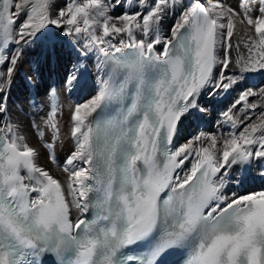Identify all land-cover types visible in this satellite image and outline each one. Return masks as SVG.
Here are the masks:
<instances>
[{
    "label": "snow or ice",
    "instance_id": "obj_1",
    "mask_svg": "<svg viewBox=\"0 0 264 264\" xmlns=\"http://www.w3.org/2000/svg\"><path fill=\"white\" fill-rule=\"evenodd\" d=\"M234 3L0 0V264H47L49 255L54 264H171L173 256L176 264H264V189L247 187L253 172L264 180V84L244 86L264 76V0ZM124 5L133 10L113 14ZM237 21L254 34L247 56L233 60ZM43 42L52 56L70 46L76 55L62 83L85 95L71 109L75 147L63 182L38 164L7 105L22 55L13 45ZM92 53L103 57L98 84L81 59ZM233 91L222 116L238 132H198L173 146L183 125L208 111L201 95ZM58 114L50 89L42 125L32 127L53 163Z\"/></svg>",
    "mask_w": 264,
    "mask_h": 264
},
{
    "label": "bare ground",
    "instance_id": "obj_2",
    "mask_svg": "<svg viewBox=\"0 0 264 264\" xmlns=\"http://www.w3.org/2000/svg\"><path fill=\"white\" fill-rule=\"evenodd\" d=\"M86 2V1H85ZM107 2V0H106ZM185 3L188 0H184ZM206 4L212 3L213 0H204ZM226 6H232L226 3V0H223ZM65 3H72V0H64L62 3L57 4L59 7H64ZM233 7V6H232ZM114 14V13H113ZM179 14L177 10L176 15ZM114 15H120L116 13ZM175 22V16H169L163 25V31L165 33L168 32L171 24ZM236 33H235V43L233 47H231V57L233 60L238 59L241 56H247V49L245 47V42L248 40V37L253 35L254 33L246 24L236 23ZM139 36V33H137ZM83 36V34H82ZM120 37H117L116 40L118 41ZM81 41L85 42L84 39ZM81 42V43H83ZM115 43V41H114ZM32 47L31 51H24L21 55V62L18 65H23V61H26V70L33 74L35 77L37 75L35 69L36 65V57L39 56L40 60H42L43 55L38 54L39 47L34 50L35 44ZM20 47L21 45H13V47ZM69 45H64L63 47H57L56 54L54 56L55 63H56V72L57 78L55 81V85H51L48 82V79L43 76L42 71H39L37 79H35L36 88L38 99L34 104H31L30 100L25 97L26 90L24 89L23 84L20 81V78L16 75L14 77L13 83L11 85L10 94L7 96V105L9 108V112L11 114V118L21 125V131L27 138V143L37 148L40 152L38 158V164L48 170L51 175L55 178L60 179L62 182L67 180V173L64 172L63 166L66 158L69 156L72 150H74L75 144L70 135V113L71 109L77 103L83 102L85 99V95L83 93H77L72 91H66L64 85L62 83L69 66L75 59V53L71 52V49L68 48ZM80 50V49H79ZM78 50V51H79ZM19 51V50H17ZM33 55V58L31 57ZM91 59L87 57H81L83 61L87 63L88 71L91 75L92 82L94 84L99 83V77L97 76V63L98 59L101 60V56L99 53H92ZM39 65V64H38ZM40 69V68H39ZM230 70L233 72L238 71V69L234 65H230ZM103 73H101V76ZM254 76V74H251ZM253 81L251 82H244V86H258L264 84V76H261L259 73L253 77ZM250 81V79L248 80ZM63 87V88H62ZM56 89L58 91V105H59V114H58V121L60 126V139L56 141V148H55V156L56 162L53 163L52 160L49 158V153L51 149H47L43 147L42 141L36 135L35 129L32 127V122L35 121L37 124L42 125V117L48 111L49 107V90ZM22 90L24 93H22ZM239 91H233L231 94L228 93H221V97L218 99L219 96L209 97L205 95H201L200 102L202 105H206L208 111L203 113V120L205 121V126H202V129L199 130V122L201 120L193 119L191 121L186 122L183 125V131L179 132V141L178 144H183L188 138L195 136L198 132H205L210 133L216 136H227L229 132H238L240 129H233L227 122L224 121L222 116V112L231 108L233 103L237 100L239 96ZM13 97L14 101L10 98ZM252 102L260 104L261 101L256 98H250ZM208 100V104H205L204 101ZM220 100L219 104L214 107V102ZM35 105V106H34ZM239 107V106H238ZM235 111V109H233ZM260 109L258 108L255 112L251 110L248 112V115L251 116V120L245 121V123H251L256 121L257 115L259 114ZM237 116H243L244 112L243 109L240 112H236ZM243 125H241V128ZM51 138V133L45 132L44 139L48 140ZM193 159H190L188 162L189 168L193 162ZM187 168H185L186 170ZM255 179L249 181L247 185L248 188H252L255 190L264 189V180L259 178L258 173L253 172L252 174ZM70 199V198H69ZM77 210H72V215L75 217L77 215Z\"/></svg>",
    "mask_w": 264,
    "mask_h": 264
},
{
    "label": "rangeland",
    "instance_id": "obj_3",
    "mask_svg": "<svg viewBox=\"0 0 264 264\" xmlns=\"http://www.w3.org/2000/svg\"><path fill=\"white\" fill-rule=\"evenodd\" d=\"M62 1L64 2V0H54V3L57 5V4H59V3H62ZM86 1V0H85ZM72 2H73V0H72ZM76 2H80V0H76ZM107 3H111V0H107ZM130 3H134V0H130ZM226 3L227 4H229V5H232L233 7H235V3H234V0H226ZM63 7V6H62ZM125 10H127V11H131V10H133L131 7H129V5H124L123 7H119V8H117V9H115V11H114V14H116V13H119V14H121L123 11H125ZM235 33H236V30H235ZM231 45H232V47H233V45H234V43H235V34L233 35V37H232V39H231ZM34 46V45H33ZM33 46H31V45H25V46H23V47H26V49L27 50H30ZM232 51V50H231ZM231 51H230V55H231ZM258 73H255L254 74V76H252V78L250 79V81H247V82H251V81H253L252 79H253V77H255L256 75H257Z\"/></svg>",
    "mask_w": 264,
    "mask_h": 264
}]
</instances>
